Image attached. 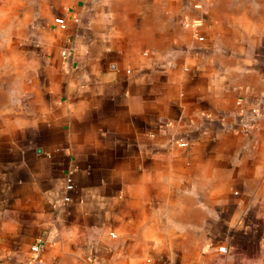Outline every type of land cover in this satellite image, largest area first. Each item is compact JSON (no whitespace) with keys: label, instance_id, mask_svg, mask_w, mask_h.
Returning <instances> with one entry per match:
<instances>
[{"label":"crops","instance_id":"0c3cea01","mask_svg":"<svg viewBox=\"0 0 264 264\" xmlns=\"http://www.w3.org/2000/svg\"><path fill=\"white\" fill-rule=\"evenodd\" d=\"M253 110L264 0H0V264H264Z\"/></svg>","mask_w":264,"mask_h":264},{"label":"built area","instance_id":"2783aa9c","mask_svg":"<svg viewBox=\"0 0 264 264\" xmlns=\"http://www.w3.org/2000/svg\"><path fill=\"white\" fill-rule=\"evenodd\" d=\"M54 22H55V24H57V25H60V26L63 25V20H62L61 18H56V19L54 20ZM257 111H258V110H253L254 114H253L252 117L255 116V113H256ZM180 145H184V144H183L182 142H180ZM64 189H65L66 192H68V191H70V190L72 189V184H71V180H70V179H66ZM63 200H64V201H68V200H69V197L66 195V196H64ZM31 251H32L33 253H36V252L38 251V246H37V245H33V246L31 247ZM218 251H219V252H222V253L226 252L225 248H223V247H219V248H218Z\"/></svg>","mask_w":264,"mask_h":264},{"label":"water","instance_id":"95a60500","mask_svg":"<svg viewBox=\"0 0 264 264\" xmlns=\"http://www.w3.org/2000/svg\"><path fill=\"white\" fill-rule=\"evenodd\" d=\"M262 113H264V110H258V111L255 113V116H254V117H259V116H261V115H264V114H262Z\"/></svg>","mask_w":264,"mask_h":264}]
</instances>
